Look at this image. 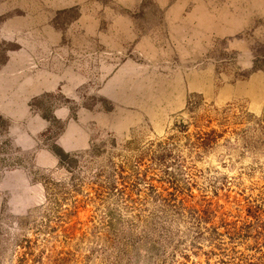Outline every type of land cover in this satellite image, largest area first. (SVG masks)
<instances>
[{
	"label": "rangeland",
	"instance_id": "rangeland-1",
	"mask_svg": "<svg viewBox=\"0 0 264 264\" xmlns=\"http://www.w3.org/2000/svg\"><path fill=\"white\" fill-rule=\"evenodd\" d=\"M0 264H264V0H0Z\"/></svg>",
	"mask_w": 264,
	"mask_h": 264
},
{
	"label": "trees",
	"instance_id": "trees-1",
	"mask_svg": "<svg viewBox=\"0 0 264 264\" xmlns=\"http://www.w3.org/2000/svg\"><path fill=\"white\" fill-rule=\"evenodd\" d=\"M212 134H215L213 131L211 132Z\"/></svg>",
	"mask_w": 264,
	"mask_h": 264
}]
</instances>
